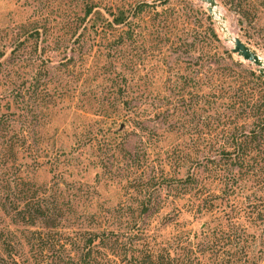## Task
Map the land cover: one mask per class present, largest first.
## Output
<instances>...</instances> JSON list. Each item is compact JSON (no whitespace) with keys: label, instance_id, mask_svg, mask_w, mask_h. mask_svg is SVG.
<instances>
[{"label":"rangeland","instance_id":"1","mask_svg":"<svg viewBox=\"0 0 264 264\" xmlns=\"http://www.w3.org/2000/svg\"><path fill=\"white\" fill-rule=\"evenodd\" d=\"M215 2L229 33L264 60V0ZM84 4L98 14L83 19L78 47L72 40ZM140 4L143 11L131 15ZM205 6L200 0H0V264H38L40 257L69 253L64 244L76 240L73 230L83 222L77 214L87 208L119 211L121 220L132 216L165 239L219 228L222 244L246 241L264 264V225L249 214L264 189L250 182L239 189L227 165L219 161L214 171L204 160L216 147L197 137L203 115L185 94L193 61L208 49L227 50L256 71L230 52ZM115 8L127 14L129 37L121 34L126 25L101 26ZM191 41L194 50L186 51L183 43ZM193 160L200 164L190 171L202 177L205 197L214 196L195 218L184 211L187 204L193 210L191 199L172 197L174 180ZM146 179L157 182L156 191L140 188ZM66 185L78 199L60 205L75 214L62 224L67 229L48 231L41 217L26 223L27 210L44 209L50 200L57 205ZM146 193L148 215L138 218Z\"/></svg>","mask_w":264,"mask_h":264},{"label":"trees","instance_id":"2","mask_svg":"<svg viewBox=\"0 0 264 264\" xmlns=\"http://www.w3.org/2000/svg\"><path fill=\"white\" fill-rule=\"evenodd\" d=\"M144 5L146 4L136 5L131 15L141 13ZM94 7L91 4L83 6V15L75 24L76 31L80 29L72 40L75 46H80L82 31L86 28L82 21L91 12H95ZM108 15L110 20L101 18L102 28L113 30V25H126L127 30L121 29L124 32L121 34L129 37L134 33L133 27H129V22L125 21V11L115 8V12L108 11ZM94 32H97V29H94ZM211 33L214 41L219 43L212 28ZM193 45L192 41L183 43L186 51H193ZM193 63L196 70L193 76L188 77L189 82L184 86L187 89L185 94L190 93L203 115L201 134L197 137L213 142L210 146L216 147L210 150L214 155L211 158L205 156L204 160L213 164L214 171L220 166L219 161L227 165L225 170L229 175L228 179L234 181V185L239 189L244 188L247 182L253 183L255 190L264 189V79L255 69L233 60L231 54L224 49L219 52L208 49L197 56ZM179 89L183 91L184 88ZM192 163L184 177L174 180L172 197L174 200L183 201L191 199L189 206L193 210L188 208L187 204L184 211L195 218L196 214L202 215L207 211L203 206L206 197L210 198L209 201L213 205L214 196L205 197L202 177L195 171H190L193 165H199L200 162L193 160ZM198 167L201 168V165ZM147 186L154 187L156 191L158 184L146 179L140 188L147 191ZM63 192L64 195L59 193L57 205L50 200L44 209L36 206L27 210L29 218L26 223L32 224L37 217H41V223L48 231L55 227L59 232L67 229L62 227V224L68 215L72 218L75 214L71 210H61L60 205L69 208L75 206L74 202H78V199L73 192L70 193L67 185ZM145 195L146 197L139 200L141 209L137 213L138 218L148 215L147 205L149 206L152 200L151 195ZM158 198L159 196L156 199ZM82 203L88 207V198L82 200ZM251 205L254 206L249 214L254 215L253 217L264 225V197L254 200ZM54 210L57 213H54ZM177 214L175 222L181 218L180 212L177 211ZM77 215L83 222L73 230L74 234L78 235L76 240L64 244L68 245V248L63 250L69 253L52 255L48 260L40 257L38 264H51V261L53 264H259L258 258L246 241L229 240L222 244V232L219 228L207 230L204 226L198 232H193V238H189L184 230L183 234L177 232L165 239L160 235L154 236L151 228L140 226L132 216L129 220H121L123 215L119 211L87 208ZM180 226L184 227V223ZM48 234L49 232H45L44 236L47 237ZM224 245L229 248L224 249ZM43 247L41 244L40 249Z\"/></svg>","mask_w":264,"mask_h":264},{"label":"water","instance_id":"3","mask_svg":"<svg viewBox=\"0 0 264 264\" xmlns=\"http://www.w3.org/2000/svg\"><path fill=\"white\" fill-rule=\"evenodd\" d=\"M205 3V8L207 13L212 16V9L216 6L215 0H200ZM220 21L217 23V28L219 29L224 41L231 44L230 52L234 53L236 56L240 57L243 61L248 62L256 68V72L264 79V65H262V60L258 55L252 51L244 42H242L238 37L232 36L224 26V19L219 16Z\"/></svg>","mask_w":264,"mask_h":264},{"label":"bare ground","instance_id":"4","mask_svg":"<svg viewBox=\"0 0 264 264\" xmlns=\"http://www.w3.org/2000/svg\"><path fill=\"white\" fill-rule=\"evenodd\" d=\"M217 8H219V7H217V6H215L213 9H212V11H213V15H212V18L213 19H215V21L218 23L219 21H220V18H219V16H221V14H220V12L219 11H217ZM224 26H225V23H224ZM226 27V26H225ZM227 29V28H226ZM228 31V30H227ZM229 32V31H228ZM221 33H223V32H221ZM224 34V33H223ZM230 44V43H229ZM259 57V56H258ZM260 58V57H259ZM261 59V58H260ZM262 60V65H264V60L263 59H261Z\"/></svg>","mask_w":264,"mask_h":264}]
</instances>
